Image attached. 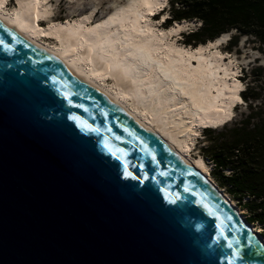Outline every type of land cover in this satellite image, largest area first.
Segmentation results:
<instances>
[{"label":"water","instance_id":"95a60500","mask_svg":"<svg viewBox=\"0 0 264 264\" xmlns=\"http://www.w3.org/2000/svg\"><path fill=\"white\" fill-rule=\"evenodd\" d=\"M248 224L0 21V264H264Z\"/></svg>","mask_w":264,"mask_h":264},{"label":"bare ground","instance_id":"6f19581e","mask_svg":"<svg viewBox=\"0 0 264 264\" xmlns=\"http://www.w3.org/2000/svg\"><path fill=\"white\" fill-rule=\"evenodd\" d=\"M108 1L89 0V14L63 22L48 16L47 0H16L11 9L0 0V21L178 155L244 219L202 157L189 153L196 125L225 113L229 98L238 95L239 82L229 78L234 69L216 49L220 38L193 47L170 40L186 22L169 30L155 27L149 14L163 0H128L108 18H96ZM45 16L48 26L38 35L36 23ZM248 228L264 247L259 232Z\"/></svg>","mask_w":264,"mask_h":264},{"label":"trees","instance_id":"16d2710c","mask_svg":"<svg viewBox=\"0 0 264 264\" xmlns=\"http://www.w3.org/2000/svg\"><path fill=\"white\" fill-rule=\"evenodd\" d=\"M190 19L199 21V25L183 32L187 44L195 46L234 29L251 35L264 52V0H170L166 25ZM228 42L232 45L234 39ZM249 72L252 82L240 91L242 99L257 98L256 85L264 77V67H252ZM263 106L264 103L247 105L246 113L217 130L213 122L221 119L205 122L202 135L207 143L200 150L203 159L210 163L212 180L246 211V222L263 228L259 234L264 238Z\"/></svg>","mask_w":264,"mask_h":264},{"label":"rangeland","instance_id":"374dc122","mask_svg":"<svg viewBox=\"0 0 264 264\" xmlns=\"http://www.w3.org/2000/svg\"><path fill=\"white\" fill-rule=\"evenodd\" d=\"M164 9L154 15L149 21H151L155 27L159 29L169 30L173 25H177L178 23L183 24L182 28L171 35L169 39H175V41L179 45L193 47L192 44H187L184 42L183 32L188 31L191 28H196L199 25V21L195 19L190 20H181V21H172L169 25H166L162 20L165 16L168 15V10L170 7V0H163ZM93 2V1H92ZM6 6L8 8H13L17 6L16 0H5ZM128 0H117L104 2L102 9L99 11L98 16L96 18H108L109 15L114 12L116 7H120L121 5L127 4ZM47 4L51 10V13L48 14L51 18L55 20H61L63 22L72 21L74 19H80L81 17L89 14V0H47ZM47 16V17H48ZM47 17H43L39 19L36 23L35 32L40 35L41 29L48 26ZM95 23V21L93 22ZM232 35H235L234 44H230L228 41L232 39L228 38ZM220 38V41L216 45V49L220 55H222L224 61H230L231 68L234 69V73L230 76V78L237 79L239 82V88L237 91V96H233L228 100L227 103V113H223L219 117L214 120L221 119V121H214L213 125H217L215 130L220 129L221 126L225 123V125H230L234 120H237L240 116H242L247 111V105L257 106L260 103H264V77L260 78V83L256 85L257 98L253 99L251 97L242 99L240 96V91L244 89L247 85H250L252 82L251 73L249 72L252 67H264V52L258 46V43L251 35L239 34L236 30L231 29L229 31L223 32L218 35L216 38L212 39L217 40ZM45 42L52 43V39L50 38H42ZM210 40H206L204 43H208ZM232 43V42H231ZM197 45V44H195ZM213 50V48H211ZM263 76V71L260 72ZM233 76V77H232ZM235 98H237L235 100ZM264 107V106H263ZM223 119V120H222ZM210 121V120H208ZM204 125V124H203ZM203 125H196L195 133L193 135V142L191 144L190 154L193 157L201 156L200 147L204 146L207 143L206 137L204 138L202 135ZM202 157V156H201ZM203 159V157H202ZM204 160V159H203ZM205 161V160H204ZM206 169L209 173L210 163L209 161H205ZM221 189V188H220ZM223 191V189H221ZM225 193V191H223ZM226 194V193H225ZM233 203L235 202L232 199ZM240 208V207H239ZM241 213L245 216L246 211L243 208H240ZM250 224V223H249ZM252 226L262 233L263 228L257 224ZM263 238V236H262ZM264 239V238H263Z\"/></svg>","mask_w":264,"mask_h":264},{"label":"clouds","instance_id":"9594fccd","mask_svg":"<svg viewBox=\"0 0 264 264\" xmlns=\"http://www.w3.org/2000/svg\"><path fill=\"white\" fill-rule=\"evenodd\" d=\"M166 17V16H165ZM164 22H165V19H164Z\"/></svg>","mask_w":264,"mask_h":264}]
</instances>
